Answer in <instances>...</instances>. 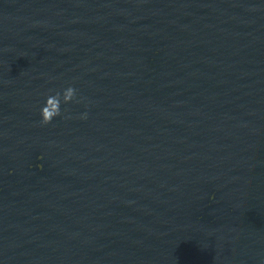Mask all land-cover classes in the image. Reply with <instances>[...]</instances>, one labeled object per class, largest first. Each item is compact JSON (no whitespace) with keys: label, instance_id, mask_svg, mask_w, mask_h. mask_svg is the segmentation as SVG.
I'll use <instances>...</instances> for the list:
<instances>
[{"label":"water","instance_id":"water-1","mask_svg":"<svg viewBox=\"0 0 264 264\" xmlns=\"http://www.w3.org/2000/svg\"><path fill=\"white\" fill-rule=\"evenodd\" d=\"M0 264H264V0H0Z\"/></svg>","mask_w":264,"mask_h":264}]
</instances>
